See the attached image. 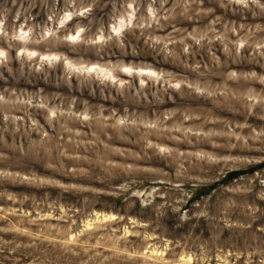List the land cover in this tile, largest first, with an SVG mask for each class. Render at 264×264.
Segmentation results:
<instances>
[{"label": "rangeland", "instance_id": "rangeland-1", "mask_svg": "<svg viewBox=\"0 0 264 264\" xmlns=\"http://www.w3.org/2000/svg\"><path fill=\"white\" fill-rule=\"evenodd\" d=\"M0 264H264V0H0Z\"/></svg>", "mask_w": 264, "mask_h": 264}, {"label": "bare ground", "instance_id": "bare-ground-1", "mask_svg": "<svg viewBox=\"0 0 264 264\" xmlns=\"http://www.w3.org/2000/svg\"><path fill=\"white\" fill-rule=\"evenodd\" d=\"M42 58L46 60V59H48V58H50V57H49V56H46V55H44V56H42ZM89 68H93V66H89Z\"/></svg>", "mask_w": 264, "mask_h": 264}]
</instances>
